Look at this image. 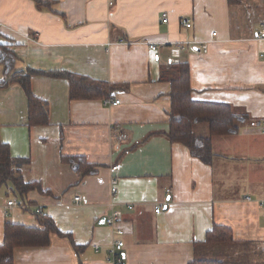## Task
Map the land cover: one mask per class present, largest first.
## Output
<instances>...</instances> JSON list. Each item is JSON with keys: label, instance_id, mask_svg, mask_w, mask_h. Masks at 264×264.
<instances>
[{"label": "crops", "instance_id": "obj_1", "mask_svg": "<svg viewBox=\"0 0 264 264\" xmlns=\"http://www.w3.org/2000/svg\"><path fill=\"white\" fill-rule=\"evenodd\" d=\"M263 22L264 0H53L42 9L33 0H0V43L16 55L15 69L121 85L109 97L71 100L67 79L32 75L48 121L31 125L22 87L0 88V139L12 157L28 159L22 179L40 187L19 203L0 184V244L6 221L39 227L40 215L63 233H50L47 245L15 247L13 264H117V239L122 264L215 259L214 246L227 264H246L238 256L249 253L264 264ZM179 63L188 64L193 100L229 104L252 119L236 134L211 137L210 164L166 137L171 86L161 69ZM193 132L207 136L208 129L198 124ZM63 156L82 157L92 172ZM113 210L119 219L108 226L103 219ZM215 224L228 227L235 243H206Z\"/></svg>", "mask_w": 264, "mask_h": 264}, {"label": "trees", "instance_id": "obj_2", "mask_svg": "<svg viewBox=\"0 0 264 264\" xmlns=\"http://www.w3.org/2000/svg\"><path fill=\"white\" fill-rule=\"evenodd\" d=\"M37 8H49L53 0H33ZM232 2L234 0H228ZM17 58L12 50L0 43V65L3 66V77L0 79V88H5L13 83H18L25 92L28 101L29 124H46L48 121L47 103L35 97L30 87L32 75H46L65 78L69 83V99L89 100L109 97L121 85L95 80L87 76L74 74L66 70L44 71L32 68L23 70L15 69ZM160 79L168 81L171 89L169 92L171 106L169 111V129L166 133L171 142L184 144L191 156L198 158L206 164L211 163V137L229 136L236 134L239 128L252 121L246 113L237 112L232 106L224 103L196 101L191 98L192 89L189 83V67L187 63L170 65L161 69ZM205 124L208 129L207 136H197L193 127ZM64 161L78 163L79 169L84 173L92 172L91 166L83 164L79 156H63ZM28 159L12 157L9 146L0 139V184H8L12 191L24 202L25 195L32 189H40L36 182H25L20 174L21 165ZM18 199V198H17ZM39 227H29L6 221L4 235L0 244V264H13V250L21 246H43L49 243V234L61 233L53 220L46 215L39 216ZM208 244L235 243L228 227L214 225L206 234ZM75 250L80 246L74 245ZM247 255L238 256L246 264H254V260ZM82 264V263H80ZM188 264H227L224 260L201 259L194 257ZM263 264V263H262Z\"/></svg>", "mask_w": 264, "mask_h": 264}, {"label": "built area", "instance_id": "obj_3", "mask_svg": "<svg viewBox=\"0 0 264 264\" xmlns=\"http://www.w3.org/2000/svg\"><path fill=\"white\" fill-rule=\"evenodd\" d=\"M161 22L163 23H166L167 22V12L166 11H163L161 13ZM184 25L186 27H189L191 24L188 22V20H185L184 22ZM257 35L258 37H261L262 39H264V22L261 24L260 26V29L259 31L257 32ZM179 46L181 48H184V45H180ZM199 47L202 49L203 52H206L207 50V44L206 42H202L201 44H199ZM149 48L151 50H155L156 49V45L154 44H149ZM263 55V54H261ZM111 103L113 105H116L119 103V99H114V100H111ZM263 132H264V129H263ZM117 137L119 139H122V140H125V139H128L127 137V134L125 133H120V134H117ZM135 143H137V141H135ZM126 153L128 152V150L125 151ZM117 166H115L114 168H116ZM117 184H118V179L116 177H111L110 178V191L111 193H116L117 191ZM76 200L79 199V197H76L75 198ZM15 201L13 200H9L7 202V205H12L14 204ZM261 205L264 206V202H261ZM161 210V206L160 205H157L155 206L154 208V211L155 213H159ZM40 210L39 209H36V213H39ZM119 215H120V212L117 211V210H113L108 216L104 217L103 219V222L108 225V226H115L118 222V219H119ZM115 233H117L118 235H122L124 233L123 229L122 228H118L116 227L115 228ZM123 246H124V242L122 239H117L114 243H113V252H117L116 254L117 255H113L115 258L113 259L114 263H117V264H122L123 261H124V253L122 252V249H123Z\"/></svg>", "mask_w": 264, "mask_h": 264}, {"label": "rangeland", "instance_id": "obj_4", "mask_svg": "<svg viewBox=\"0 0 264 264\" xmlns=\"http://www.w3.org/2000/svg\"><path fill=\"white\" fill-rule=\"evenodd\" d=\"M220 248L219 246H214V249H212L211 252V256L209 257H216L215 259H221L219 258V254L217 253V249Z\"/></svg>", "mask_w": 264, "mask_h": 264}]
</instances>
